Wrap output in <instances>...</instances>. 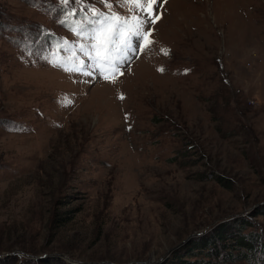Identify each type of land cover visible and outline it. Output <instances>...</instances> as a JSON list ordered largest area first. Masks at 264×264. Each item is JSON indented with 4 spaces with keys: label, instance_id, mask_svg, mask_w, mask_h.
<instances>
[{
    "label": "rangeland",
    "instance_id": "rangeland-1",
    "mask_svg": "<svg viewBox=\"0 0 264 264\" xmlns=\"http://www.w3.org/2000/svg\"><path fill=\"white\" fill-rule=\"evenodd\" d=\"M131 7L0 0V264H161L236 219L264 237V0H167L115 83L74 70L73 29Z\"/></svg>",
    "mask_w": 264,
    "mask_h": 264
},
{
    "label": "snow or ice",
    "instance_id": "snow-or-ice-1",
    "mask_svg": "<svg viewBox=\"0 0 264 264\" xmlns=\"http://www.w3.org/2000/svg\"><path fill=\"white\" fill-rule=\"evenodd\" d=\"M74 2L75 0H65L69 6ZM105 2L111 4L113 0H105ZM166 2L167 0H120L121 5L125 3L131 5L129 11L135 13L128 19H122L121 15L115 12L110 15L103 12L100 14L93 12L91 18L85 17L86 23L78 24L73 31L81 40L93 41L88 46L87 51H85L86 45H81V51H85V55L92 63L89 65L82 63L80 68L74 70L85 76H91L92 72L86 71L85 68L99 69L105 80H111L115 83V76L110 75V73L119 72L120 75H123L126 69L122 68V65L151 46L154 38L153 26L161 19L160 7ZM101 37L107 45L103 49V56H99L101 48L95 43ZM161 51L165 56L168 55L167 50L162 49ZM93 53L97 55H93ZM158 70L164 71L165 69L160 68ZM65 71L68 69L65 68ZM119 99H123V96H120Z\"/></svg>",
    "mask_w": 264,
    "mask_h": 264
},
{
    "label": "trees",
    "instance_id": "trees-1",
    "mask_svg": "<svg viewBox=\"0 0 264 264\" xmlns=\"http://www.w3.org/2000/svg\"><path fill=\"white\" fill-rule=\"evenodd\" d=\"M216 180L219 178L216 177ZM253 227L252 222L244 219L220 224L210 234L198 237L190 244L177 250L171 258L166 259L161 264H235L251 261L257 258V255L264 256V237L261 233L252 231L244 235L246 229ZM21 254L28 257L24 259V264H34L33 256ZM15 257L17 255L7 257V259L15 260ZM0 259L3 263L6 262L5 258ZM37 263L66 264L60 259L53 262L39 261Z\"/></svg>",
    "mask_w": 264,
    "mask_h": 264
},
{
    "label": "water",
    "instance_id": "water-1",
    "mask_svg": "<svg viewBox=\"0 0 264 264\" xmlns=\"http://www.w3.org/2000/svg\"><path fill=\"white\" fill-rule=\"evenodd\" d=\"M262 204H264V202ZM206 233H207V230L203 231L201 233H196V234H193V235L189 236L188 239H186V241L181 243L179 246L175 247V249L180 247V246H182V245H184L185 243H188L189 241H194L195 239L205 235ZM11 255H14V254H10V255H7V256H11ZM47 257H60V258H63L64 260H67L71 264H78L75 261L69 260L66 256L61 255L59 253L45 254L43 256L32 257V259H34V260H44ZM159 263L160 262H155V261H143V262H133L131 264H159ZM79 264H93V263H79ZM101 264H106V262H102ZM108 264H112V263H108Z\"/></svg>",
    "mask_w": 264,
    "mask_h": 264
}]
</instances>
